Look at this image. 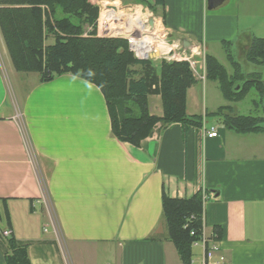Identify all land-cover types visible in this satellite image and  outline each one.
Here are the masks:
<instances>
[{
  "label": "crops",
  "instance_id": "obj_1",
  "mask_svg": "<svg viewBox=\"0 0 264 264\" xmlns=\"http://www.w3.org/2000/svg\"><path fill=\"white\" fill-rule=\"evenodd\" d=\"M152 1L173 39L202 44L217 61L212 45L231 42L240 63L249 36L262 38L249 18L264 15L249 17L240 0H223L213 13L207 0ZM20 74L0 33V264L9 236L28 243L29 264H181L161 198L198 192L205 233L221 232L217 255L226 264H264V133L236 134L208 120L200 128L157 124L134 147L112 136L95 85L71 74L26 85ZM203 83L187 90L188 116L227 105L219 90L221 99H208ZM244 100L230 104L233 112ZM211 128L217 137H205ZM191 257L203 264L200 243Z\"/></svg>",
  "mask_w": 264,
  "mask_h": 264
},
{
  "label": "trees",
  "instance_id": "obj_2",
  "mask_svg": "<svg viewBox=\"0 0 264 264\" xmlns=\"http://www.w3.org/2000/svg\"><path fill=\"white\" fill-rule=\"evenodd\" d=\"M58 11L67 17L58 18ZM98 12L89 0H0V33L15 72L36 73L39 83L71 74L95 85L105 100L112 136L134 147L150 137L157 124L200 128L208 120L236 134L264 133V71L258 72L264 67V38L249 36L244 57L256 69L253 72H243L231 42H222L230 72L205 55V80L217 83L227 105L204 116H188L187 90L197 83L188 64L161 61L155 66L152 61L134 59L125 40L96 37ZM84 27L90 29L87 37L82 36ZM46 33L54 36L50 45H45ZM249 92L257 95L253 103L262 109L261 116L234 114L230 104L242 101ZM153 95L160 98L161 117L149 113L148 97ZM132 106L138 110L137 116H133ZM201 195L171 199L163 194L161 198L167 239L181 264H192V243L200 238ZM211 235L219 241L220 229L215 228ZM6 245L5 264H29L28 243L9 236Z\"/></svg>",
  "mask_w": 264,
  "mask_h": 264
},
{
  "label": "built area",
  "instance_id": "obj_3",
  "mask_svg": "<svg viewBox=\"0 0 264 264\" xmlns=\"http://www.w3.org/2000/svg\"><path fill=\"white\" fill-rule=\"evenodd\" d=\"M99 5L96 27L97 33H101L102 37L123 38L133 58L139 61L185 62L196 80L205 81L206 54L202 44L185 48L180 40L169 35L161 17L154 15L142 4L123 5L118 1L103 0ZM204 135L207 138L218 136L216 128L204 131ZM205 199L206 196L203 195V200ZM191 220L192 217L188 219ZM194 233L191 231L190 235ZM5 236H8V233H5ZM211 237L212 235L205 233L201 218L200 238L193 242L192 246L197 243L203 246L205 258L203 264H223L225 258L217 255L220 250L219 244Z\"/></svg>",
  "mask_w": 264,
  "mask_h": 264
},
{
  "label": "rangeland",
  "instance_id": "obj_4",
  "mask_svg": "<svg viewBox=\"0 0 264 264\" xmlns=\"http://www.w3.org/2000/svg\"><path fill=\"white\" fill-rule=\"evenodd\" d=\"M91 3H94L98 8L100 7L99 3L103 0H89ZM116 1V0H114ZM123 3H135V4H142L144 7H151V9H149L150 11L153 12L154 15H160V11L158 8H156L153 5V1L152 0H121ZM240 5L241 8L245 9L246 5L249 4V6H247V8L249 9V17L250 16H254V15H260L263 14L264 15V0H240ZM229 9V5L227 6ZM214 11L217 10H207V13H213ZM57 17L58 18H65L67 17L66 15H64L63 13H61L60 11L57 12ZM252 19V20H250ZM71 21L76 23V19L71 18ZM203 24L205 23V17H203L202 19ZM249 29L250 30H256L257 35H259L260 37L264 38V17L261 16L259 18H249ZM90 33V29L89 27H84L83 30V37H87V35H89ZM98 35L96 37L98 38H106V37H102L101 33H97ZM114 39H123L120 37H116ZM124 40V39H123ZM54 41V36L52 33H46V40H45V44L46 45H50L52 44ZM212 52H214L216 54V57L218 59V61L224 65L227 69L228 72H230V67L224 57V50L221 44L218 45H212ZM232 49V53L234 55V57L238 60V58H240L238 56V51L235 48H231ZM211 52V51H208ZM245 56V55H244ZM159 62L155 63L154 65H158ZM241 64V68L243 70V72H253L256 69H254V66H252L251 64H247L245 61V57H244V61L242 60L240 62ZM137 69V68H136ZM264 71V67L262 68H258V72ZM22 81L24 82V84L26 85H30L33 84L34 82H36L38 75L36 73H30V74H20ZM206 85V95L208 97V99L210 98L211 100L214 99V97H216V99H221V96L219 95L218 89H217V85L216 83L210 82V81H203ZM10 84H11V88L13 90V92H15V86H14V81L12 79H10ZM202 83L198 84L197 86H195V89L197 90L198 93V101H202V99H200V97L202 96L204 90H203V86L201 85ZM245 100L243 102H241V104H238L236 106L237 109H234V112L236 114H240V115H255L258 113L259 116H261L262 113V109H256L253 100H257V95L253 92H249L248 96L246 95ZM209 101V100H208ZM19 102V100H18ZM263 106V105H262ZM133 107V106H132ZM249 108V109H247ZM148 110H150V114L154 115V116H158L161 115L162 112V108H161V103L158 97H156L155 95L153 96H149L148 97ZM138 115V110L133 107V116H137ZM160 116V117H161ZM160 125V124H159ZM34 158V157H33ZM109 263V262H107ZM100 264H105V262H101Z\"/></svg>",
  "mask_w": 264,
  "mask_h": 264
},
{
  "label": "water",
  "instance_id": "obj_5",
  "mask_svg": "<svg viewBox=\"0 0 264 264\" xmlns=\"http://www.w3.org/2000/svg\"><path fill=\"white\" fill-rule=\"evenodd\" d=\"M222 1L223 0H207L206 9L207 10H214V9H216L218 6H220L222 4Z\"/></svg>",
  "mask_w": 264,
  "mask_h": 264
},
{
  "label": "bare ground",
  "instance_id": "obj_6",
  "mask_svg": "<svg viewBox=\"0 0 264 264\" xmlns=\"http://www.w3.org/2000/svg\"><path fill=\"white\" fill-rule=\"evenodd\" d=\"M103 19L105 20L106 19V15L104 14V16H103Z\"/></svg>",
  "mask_w": 264,
  "mask_h": 264
}]
</instances>
